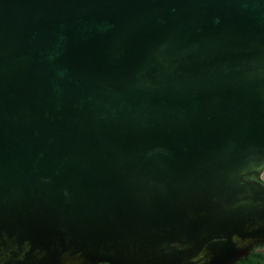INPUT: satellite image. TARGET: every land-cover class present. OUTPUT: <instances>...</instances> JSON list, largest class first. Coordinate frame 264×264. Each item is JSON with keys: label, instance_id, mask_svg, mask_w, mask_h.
I'll use <instances>...</instances> for the list:
<instances>
[{"label": "water", "instance_id": "95a60500", "mask_svg": "<svg viewBox=\"0 0 264 264\" xmlns=\"http://www.w3.org/2000/svg\"><path fill=\"white\" fill-rule=\"evenodd\" d=\"M263 173L264 0H0V264H234Z\"/></svg>", "mask_w": 264, "mask_h": 264}, {"label": "flooded vegetation", "instance_id": "af4514ba", "mask_svg": "<svg viewBox=\"0 0 264 264\" xmlns=\"http://www.w3.org/2000/svg\"><path fill=\"white\" fill-rule=\"evenodd\" d=\"M234 264H264V245L252 247L248 251L246 259L241 258Z\"/></svg>", "mask_w": 264, "mask_h": 264}, {"label": "rangeland", "instance_id": "374dc122", "mask_svg": "<svg viewBox=\"0 0 264 264\" xmlns=\"http://www.w3.org/2000/svg\"><path fill=\"white\" fill-rule=\"evenodd\" d=\"M262 179L264 180V173H263V175H262Z\"/></svg>", "mask_w": 264, "mask_h": 264}]
</instances>
